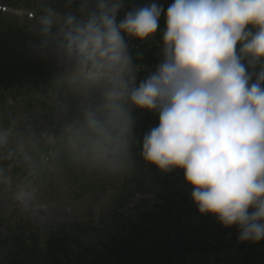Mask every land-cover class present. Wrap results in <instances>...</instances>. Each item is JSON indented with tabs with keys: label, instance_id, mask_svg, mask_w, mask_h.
Listing matches in <instances>:
<instances>
[{
	"label": "clouds",
	"instance_id": "obj_1",
	"mask_svg": "<svg viewBox=\"0 0 264 264\" xmlns=\"http://www.w3.org/2000/svg\"><path fill=\"white\" fill-rule=\"evenodd\" d=\"M63 9L37 0L28 14L27 54L50 69L49 122L0 128V159L32 178L14 194L20 211L41 232L55 228L29 189L62 160L131 175L141 109L158 123L140 158L162 173L182 169L197 211L235 226L239 241L264 239V0H172L166 11L156 0H63ZM162 15L161 59L141 78L143 53L130 42L151 43Z\"/></svg>",
	"mask_w": 264,
	"mask_h": 264
},
{
	"label": "trees",
	"instance_id": "obj_2",
	"mask_svg": "<svg viewBox=\"0 0 264 264\" xmlns=\"http://www.w3.org/2000/svg\"><path fill=\"white\" fill-rule=\"evenodd\" d=\"M167 7L172 0H157ZM164 27V17L161 16ZM0 26V95L3 91L31 94L47 93L49 66L36 62L27 54L26 30ZM146 69L143 78L160 59V46H142ZM134 133L139 142L143 134L158 123V116L147 110L134 109ZM139 190L148 191L153 201L142 200L133 215L117 212L105 229L103 239L85 241L86 226L63 228L47 233L44 250L27 243L22 253L16 251L22 236L12 232L8 241L14 264H264V239L257 243L237 239L235 226L226 228L213 215H201L190 198L192 186L183 179V170L162 173L154 165L142 164ZM7 237V238H8ZM10 250L9 246H6Z\"/></svg>",
	"mask_w": 264,
	"mask_h": 264
},
{
	"label": "rangeland",
	"instance_id": "obj_3",
	"mask_svg": "<svg viewBox=\"0 0 264 264\" xmlns=\"http://www.w3.org/2000/svg\"><path fill=\"white\" fill-rule=\"evenodd\" d=\"M144 4V0L140 1ZM25 17V16H23ZM18 17V18H23ZM41 100L48 103L49 100L38 99L34 102L37 107ZM16 105L13 111L5 109L0 111V128L3 127V120H9L11 116L20 120L24 115L21 111L22 99L11 100L8 98V103ZM49 106V104H48ZM6 108V107H5ZM43 110L33 109L27 113L28 117L40 116ZM43 122L44 118L37 117ZM22 120L19 125L24 122ZM36 122H32V126ZM13 124V123H12ZM16 124V123H15ZM19 125H15L22 131ZM41 127L42 123H38ZM2 160L0 159V166ZM123 179H116L106 177L101 173H88L83 169H79L73 165L67 167L60 166L56 169L55 175L45 178L37 185H32L29 190L35 192V203L37 205L48 208L55 217V228L68 224L85 223L91 221L93 226L97 225L98 219L105 214V211L111 206L110 198L118 190V184ZM25 186L24 183L16 182L12 187L0 185V264H14L17 260L16 254L13 255L10 242L4 243L7 235L14 231L20 232L19 234H32L40 237L43 240L45 233L41 232L36 224L28 217L27 213H22L14 200L15 192ZM6 187V188H5ZM140 198V197H139ZM136 202L133 200L129 205L132 206ZM128 205V206H129ZM128 209L121 210L122 213H128ZM66 224V225H65ZM32 235L22 236L18 240L17 250L19 253L23 251L21 243L29 242ZM7 236V237H6ZM6 246L10 247L7 250Z\"/></svg>",
	"mask_w": 264,
	"mask_h": 264
}]
</instances>
